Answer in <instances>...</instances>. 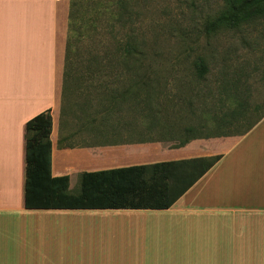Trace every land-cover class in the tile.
<instances>
[{
	"label": "crops",
	"instance_id": "crops-1",
	"mask_svg": "<svg viewBox=\"0 0 264 264\" xmlns=\"http://www.w3.org/2000/svg\"><path fill=\"white\" fill-rule=\"evenodd\" d=\"M69 12L70 0H0V264H264V116L241 134L169 143L149 136L127 81L67 115ZM47 109L52 174L71 193L85 172L221 158L168 208H28L25 125Z\"/></svg>",
	"mask_w": 264,
	"mask_h": 264
},
{
	"label": "trees",
	"instance_id": "trees-1",
	"mask_svg": "<svg viewBox=\"0 0 264 264\" xmlns=\"http://www.w3.org/2000/svg\"><path fill=\"white\" fill-rule=\"evenodd\" d=\"M140 4L141 0H70L64 99L69 95H101L109 82L113 83L109 78H113L111 74L119 67L132 71L133 82L128 88H134V109L151 118L146 109L150 106L146 89L152 86L148 74L143 72L148 57L145 49H139L136 36L139 32L133 28L143 14ZM259 19L264 20V0H224L223 7L208 25L236 28ZM198 64L200 70L207 68L203 60ZM94 80L97 84L91 85ZM233 90L224 95L230 102L221 99V114L213 112L216 106L209 109L215 127L248 118L246 111L251 107L239 87ZM106 108L109 106L103 109ZM263 116L264 113L256 117L244 132ZM52 126L51 109L37 114L25 125V205L28 208H168L221 158L216 155L85 172L81 175L79 192L71 193L70 177L52 174ZM229 134L232 133L218 136Z\"/></svg>",
	"mask_w": 264,
	"mask_h": 264
},
{
	"label": "rangeland",
	"instance_id": "rangeland-1",
	"mask_svg": "<svg viewBox=\"0 0 264 264\" xmlns=\"http://www.w3.org/2000/svg\"><path fill=\"white\" fill-rule=\"evenodd\" d=\"M141 2L143 14L133 28L139 32V49H145L148 57L143 72L148 74L152 86L146 89L150 103L146 109L154 126L149 136L178 144L198 136L210 138L244 132L264 113V20L236 28H214L208 25L209 21L223 7L224 0ZM200 60L207 66L205 70H200ZM114 72L113 78H109L113 81L109 82L111 87H123L117 82H133L132 71L118 67ZM79 84L82 89V81ZM94 84L97 80L91 85ZM236 86L251 107L246 111L248 118L215 127L209 109L216 106L213 112L221 114L222 102H230L224 95L234 92ZM88 98H65L67 115L78 116L80 99Z\"/></svg>",
	"mask_w": 264,
	"mask_h": 264
}]
</instances>
